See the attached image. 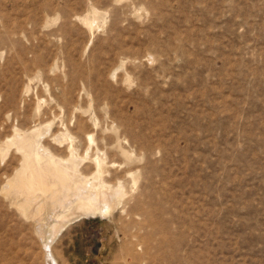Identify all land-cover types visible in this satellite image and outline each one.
<instances>
[{"label": "rangeland", "instance_id": "1", "mask_svg": "<svg viewBox=\"0 0 264 264\" xmlns=\"http://www.w3.org/2000/svg\"><path fill=\"white\" fill-rule=\"evenodd\" d=\"M0 264H264V0H0Z\"/></svg>", "mask_w": 264, "mask_h": 264}, {"label": "bare ground", "instance_id": "2", "mask_svg": "<svg viewBox=\"0 0 264 264\" xmlns=\"http://www.w3.org/2000/svg\"><path fill=\"white\" fill-rule=\"evenodd\" d=\"M28 140V139H27ZM24 141V140H23ZM32 142H30V143H26L27 145H28V147H32L34 144H31ZM33 148V147H32ZM34 150V149H33ZM35 151V150H34ZM26 159L28 160V166H27V170H28V168H31V166L33 165V161L35 162V160H39L40 159V157H39V155H37L36 153H32L31 151H30V153H26ZM25 159V160H26ZM52 161V160H51ZM37 163V162H36ZM35 165V164H34ZM55 165V168H53V174L54 175H60L59 176V178L61 179V181L62 182H67L68 181V179H71V177H72V175H73V173H71L70 171H71V169H75V166L74 165H68V166H63L62 164H61V162L60 161H57L56 162V164H54ZM36 166V165H35ZM39 167V166H38ZM47 167V166H46ZM40 169H42V168H40ZM30 171H33V170H30ZM36 174V173H35ZM37 174H40V173H37ZM41 175H42V173H41ZM34 176V175H33ZM40 177H42L43 178V176H40ZM31 178V177H30ZM37 178H38V175H37ZM36 178V179H37ZM58 178V179H59ZM76 179V178H75ZM42 182V181H41ZM30 186V185H29ZM30 188V187H29ZM82 199V198H81ZM86 199V198H85ZM90 205H92L91 203H90ZM90 209L91 210H93V211H90V212H92V213H96V212H98V211H100V212H102V210H100L98 207H94L93 209H92V207H90Z\"/></svg>", "mask_w": 264, "mask_h": 264}]
</instances>
